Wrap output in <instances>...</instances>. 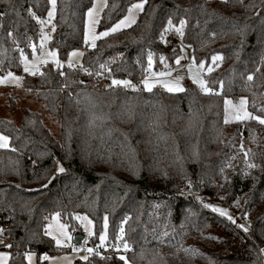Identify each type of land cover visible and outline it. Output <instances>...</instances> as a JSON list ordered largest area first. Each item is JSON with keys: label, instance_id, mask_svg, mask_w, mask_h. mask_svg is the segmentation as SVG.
Instances as JSON below:
<instances>
[{"label": "trees", "instance_id": "trees-1", "mask_svg": "<svg viewBox=\"0 0 264 264\" xmlns=\"http://www.w3.org/2000/svg\"><path fill=\"white\" fill-rule=\"evenodd\" d=\"M135 1L108 0L99 30L110 28ZM92 3L57 0L50 46L63 62L84 47ZM29 8L45 19L49 2L0 0V75L19 72L21 51L30 56L38 42L41 27ZM169 19L175 26L185 20L181 39L192 46L196 62L222 55L206 75L213 91L202 92L191 82L183 92L104 84L108 76L142 85L149 52L154 69L175 68L181 52L165 41ZM20 89L56 120L58 132L42 112L27 106L20 123L0 118V133L10 137L9 147L0 149V228L11 238L9 264H27L29 251L58 250L45 235L55 212L75 235H83L76 216H90L89 246L99 244L107 217L104 245L116 249L127 241L131 264H264V125L254 119L228 124L224 118L226 97L246 96L250 113L264 115V0H146L135 24L100 38L80 66L48 63L24 77ZM9 105L17 107L14 96ZM192 183L191 190L197 185L224 198L241 216L257 207L251 228L244 231L233 218L201 204L185 189ZM156 204L171 208L173 226L191 214L182 207L192 204L200 219L213 217L227 240L199 243L196 250L181 246L184 237L178 234L175 241L162 240L161 225L150 213ZM191 225L190 232L199 234L200 224ZM87 256L73 264H124L118 252Z\"/></svg>", "mask_w": 264, "mask_h": 264}, {"label": "rangeland", "instance_id": "rangeland-1", "mask_svg": "<svg viewBox=\"0 0 264 264\" xmlns=\"http://www.w3.org/2000/svg\"><path fill=\"white\" fill-rule=\"evenodd\" d=\"M107 2H108V0H93V3L97 4V10L96 11L98 13L96 16L97 23H95L92 26L94 28L96 34H99L100 32L105 31V30H101V31L99 30V22L102 18L103 12L107 6ZM137 2L138 1H135L134 3H137ZM93 3L91 5V7L93 6ZM50 8H51V5L49 4V9ZM56 11H57V0H56ZM56 11H55V15H56ZM87 13H88V10H87ZM87 13H86V23L89 19ZM140 13H141V11L136 12L135 21L138 20ZM127 14H128V9H127L125 15H127ZM55 15L52 19V25H54ZM47 18L48 17L46 16V18L43 20H47ZM122 18H120V19H122ZM133 24H135V23H133ZM133 24H131L129 27H131ZM52 25L44 24L42 26L40 24L41 35L38 39V42L36 44H34V46H35V67L38 68V71L36 72L35 75L39 74L40 71L42 70V67L48 63L54 65L55 67H63L64 64L68 65L69 57H68L66 62H63L60 59L57 50L51 48V46H50V41L52 39V35L54 32ZM85 26H86V24H85ZM129 27H127V28H129ZM42 29H43V31H42ZM122 29H126V28H122ZM122 29H120V30H122ZM44 34H47L49 39L42 40V35H44ZM100 38H102V37H100ZM99 39H97L95 41V44L97 43V41ZM165 41H166V43H170V44L174 45L175 47H177L180 50L181 55L184 56V62L179 66H175V67L185 69L188 72V78L180 79V85L183 87V89H185L186 83L191 82L192 84L196 85L201 90L199 84L195 83L193 80V75L195 74L200 63L196 62V60L194 58L192 46L185 43L181 39V35H179L175 31L174 28L165 33ZM42 44H43V47H41ZM89 48H92L90 46V42L85 43L84 47L79 48V49H75L73 51H79V52H82L84 54V52ZM73 51H71V52H73ZM51 52L56 53L55 59L49 55V53H51ZM216 55H219L220 57H222L221 54H216ZM25 57H27L29 62L34 61L33 47H32V51H31L30 56H25ZM82 59H83V55L78 56V57H73L72 62L74 63L75 66L81 65ZM55 60H59L60 64L57 65L55 63ZM221 61H222V59L213 62V60L211 58L209 63L204 62L205 67L202 71H200L201 78L206 81V75L209 73V71L207 70L208 66L210 65L212 67V69H215L221 64ZM190 65L192 66V72L191 73L189 71ZM173 69L174 68L171 67V68H166L163 70H156V69H154V66L152 63V67L149 68L150 74L148 76H146L144 78V80L147 78L149 83L153 84L152 89L160 88V89L167 91V89L163 86V84L155 83V81L156 80H163V79L174 80L175 77L172 76ZM19 72L23 73L27 77L34 76L32 73L24 71L23 62H22L21 70ZM161 72H170L171 76L170 77H158V76L153 75L154 73H161ZM12 73H14L16 76L21 77L22 79L18 85L14 84V83H10V82L0 84V118L1 117H4V118L9 117V118L13 119L15 122L20 123L21 118H22L21 110L23 107L27 106V108H29V109H36V110L42 112V114L44 115L45 123H47L52 129L57 131L56 120H54L53 118H50L48 115H46V113L44 112L43 106L39 102L33 101L30 96L24 95V93H23L24 89H20V88H22L24 77L20 76L18 72H12ZM6 74L7 73L0 75V76H5ZM143 81H142V85L134 84L135 87H132V88H138L140 86L145 88ZM104 84L113 85L112 81L111 82L107 81V83H104ZM116 86H122V85H116ZM207 87L210 88L208 83H207ZM10 96H14L16 98L17 107H15L14 109H12L9 105ZM241 97L247 98L246 96L226 97L225 100L226 99L231 100L233 105H238ZM224 108H225V101H224ZM246 109L248 112H250L248 109V99H247ZM224 113H225V110H224ZM236 114L237 113H236L235 108L229 106V121L227 122L228 124H231L235 121H238L237 119H235ZM244 120H247V119H244ZM228 131L230 132L231 130L229 129ZM239 148L241 150H243L244 145L240 144ZM245 153L248 154V151L246 149H245ZM248 163L253 164L251 162H248ZM215 182H217V181H215ZM191 185H193V183L192 184H186L185 189L188 190L189 193H191V192L195 193L196 198L199 200V202L201 204L212 205L213 206V207H211L212 209H215V208L224 209V210H226L227 214L230 215L238 224L244 225L247 229L251 228L253 220L255 219L257 213L259 212V209L257 207L253 211L247 213V216H245V214L243 216H241L239 213L234 212L233 209L228 207V203L225 202L224 198L215 196V195L207 192L206 190L202 189L200 186H197V185L196 186H197L198 191L193 192V190H191ZM182 209L184 212H186V210H190L191 214L190 215H184L183 220L177 226H173L171 224V221L168 219L170 214H171V208L166 209L163 204H156L154 206V208L151 209L150 213L155 214L157 216L156 217L157 221L161 225L162 231H161V234L159 235V238H162V240H164V241H166L167 238H169L168 240H171V241L174 240L175 241L176 239H178V237H180V238L184 237V238H181V240H180L181 246H185L191 250H196V249L202 248L201 246H199V243L202 245H206V246H209V245L217 246V245H220L222 242L227 240L223 236L222 230L217 226V224L213 220L212 216H205L204 218L200 219L198 217V215H196V212H197L196 207H194L192 204H186L182 207ZM55 213H58V212H55ZM77 216L87 217L86 220L76 218L78 223L80 224V226L83 229L84 239L81 241V243L77 244L75 242V239H74L75 234L73 232H71L69 225L67 223H65L59 215V223L67 225L66 231L71 236V240H68L66 237H61V239L64 242L58 246L56 244L55 240L53 239V237L50 236L54 240V243L58 247V250L54 253H42L40 255L35 251H29L26 253L27 264H38V260L42 259L43 256L54 258V259H46L47 264H73L77 258H81V257L87 255V253L81 252V248L82 247H89L90 238L94 234V223H93V220L91 219V217L85 213L78 214ZM88 221H91L92 223L89 224ZM192 222H197L198 224H200L201 230H200L199 234L193 235V233L196 232V229H193L194 230L193 233L190 232V228L192 227V225H191ZM48 224H53L54 233L56 235H59V233L55 231L56 225H55V222L52 220V215L48 219L47 225ZM104 225H105V221H104ZM104 225H103L102 232L106 233V239L103 242V244L101 243V240H100L99 243L102 245L106 244V241L108 239L107 228L105 229ZM89 232H91V235L89 234ZM177 234H178V237H176ZM100 236H101V234H100ZM100 236H99V239H100ZM119 236H121V231H120ZM116 251L118 252V254L120 256L126 257V253L128 250L124 249L123 243L121 242L120 244H118L116 246ZM261 252H262V257H263V261H264V246H263ZM0 253H8V256L6 257V264H9V260H10V256H11L10 251L7 249H2V250H0ZM29 254H31V261H29V259H28ZM129 264H131L130 261H129Z\"/></svg>", "mask_w": 264, "mask_h": 264}, {"label": "snow or ice", "instance_id": "snow-or-ice-1", "mask_svg": "<svg viewBox=\"0 0 264 264\" xmlns=\"http://www.w3.org/2000/svg\"><path fill=\"white\" fill-rule=\"evenodd\" d=\"M49 4L51 5V8L48 10L47 13V20H43L40 17L36 16V14L32 11L31 8L28 9L29 14L32 16L33 19L37 20V22L39 24H41L42 26L44 24H50L52 25V19L55 15V11H56V0H48ZM146 3V0H138L137 3H133L129 6L128 8V14L125 15L122 19L118 20L114 25H112L110 28L106 29L103 32H100L99 34H96L94 28L92 27L95 23H97L96 20V16H97V4L93 3V6L91 8L88 9V21L86 23L85 26V43H89L90 42V46L91 47H95V41L97 39H99L100 37H104L109 35V33H114L119 31L122 28H127L129 27L131 24L135 23V14L138 11H143L144 5ZM185 20H180V25L177 27L175 25L172 24L171 19H169L168 21V25L165 28V32L171 30V29H175V31L183 36V26L185 25ZM53 29L55 28V25H52ZM43 31V29H42ZM9 35H11V33H9ZM49 39V37L47 36V34L42 35V40H46ZM161 39H163V33L161 34ZM33 47V55H34V61L33 62H29L27 57L24 56L23 51H21V61L24 64V71L25 72H30L33 75L36 74V72L38 71V68L35 67V46L32 45ZM41 47H43V44L41 45ZM49 55L55 59L56 57V53L55 52H51L49 53ZM83 53L79 52V51H73L71 53H69V61H68V65L69 67H74V63L72 62V58L73 57H78V56H82ZM163 57H161V60L163 61ZM222 59V57H220L219 55H214L212 57L213 62ZM55 63L57 65L60 64L59 60H55ZM177 63H179V58H177ZM105 66L102 64L100 65V68L103 69ZM148 67L151 68L152 67V53L149 52L148 54ZM205 67V64L203 61L200 62L195 74L193 75V80L195 83L199 84L201 90L203 92L206 93H210L213 90L211 88L207 87V82L205 80H203L200 76V71H202ZM207 70L209 72H211L213 69L212 67L209 65ZM85 71H87L85 69ZM189 71L190 73L192 72V66H189ZM98 75L100 73H97ZM61 75H63V73H61ZM153 75L158 76V77H170L171 73L170 72H161V73H154ZM21 77L16 76L14 73L12 72H8L5 76H0V84H4V83H14V84H19L21 81ZM180 77H176L174 80H169V79H163V80H156L155 83H161L163 84V86L167 89V91L169 92H183L184 89L183 87L180 85ZM247 79L249 81L253 80V75L249 74ZM144 86L148 91L152 90L153 84L149 83L148 79L146 78L144 81ZM112 84L113 85H123L125 87H135L134 85L131 84L130 81L127 80H116L113 79L112 80ZM222 83H221V87H222ZM246 104H247V98L245 97H241L239 104L238 105H233L231 100H225V122L227 123L229 121V106L235 108L236 110V116L235 119L237 120H244V119H254L256 121H258L260 124L264 125V115H253L252 113L248 112L246 109ZM262 112H264V108L261 109ZM9 141H10V137L7 135H4L3 133H0V149H6L9 147ZM13 151H15V149H12ZM245 156L247 157V153H245ZM248 167H255L254 164H249ZM64 169L62 167H57V172H63ZM206 207H213L212 205H206ZM215 211H218L221 213V215H228L226 210L224 209H219V208H215ZM245 216H247V213H245ZM77 219H84L86 220L87 217H76ZM228 219L232 220V217L230 215H228ZM52 220L55 222L56 228L55 231L59 233V235H56L53 231V224H48L45 226L46 231H45V235L47 236H52L53 239L55 240L56 244L59 246L61 245L64 241L61 239V237H66L68 240H71V236L68 234V232L66 231L67 229V225L65 224H61L59 223V213H54L52 214ZM89 224H91V221H88ZM105 229L107 228V217H105ZM241 228L244 229V231H247L248 229L244 226V225H240ZM3 230L0 229V232H2ZM121 236L123 234V227H121ZM89 234L91 235V232H89ZM121 236H118L117 239L120 240ZM106 239V233L102 232L101 236H100V240L101 243L103 244V242ZM0 243H2V241H0ZM123 243V247L125 250L129 249V244L127 243V241H122ZM8 247H10V245H8ZM185 251L187 252L188 250L185 249ZM88 253H92L93 249H87ZM99 254V253H97ZM8 256V253H0V264H6V257ZM28 259L29 261H31V254L28 255ZM42 259H54V258H50V257H42ZM81 259L87 260L88 256L85 255L83 257H81ZM120 260H122L124 262V264H129V261L127 260V258L125 256H121Z\"/></svg>", "mask_w": 264, "mask_h": 264}, {"label": "built area", "instance_id": "built-area-1", "mask_svg": "<svg viewBox=\"0 0 264 264\" xmlns=\"http://www.w3.org/2000/svg\"><path fill=\"white\" fill-rule=\"evenodd\" d=\"M80 66V65H79ZM20 76L26 77L23 73L18 72ZM150 74L149 71L146 72V76H148ZM145 76V77H146ZM172 76L173 77H180L181 79H186L188 78V72L185 69L179 68V67H175L172 71ZM105 78L108 81H112V79L108 76H105ZM3 231L0 232V241H2V243H0V250L2 249H6L8 247V245L11 244V238L8 235L7 231L5 228H0ZM87 249H93L92 253H88ZM81 252L87 253L88 254H97L99 253V255H109V256H113L117 254L116 249L109 247L107 245H102V244H96L93 246H89V247H82L81 248ZM45 257V256H43Z\"/></svg>", "mask_w": 264, "mask_h": 264}, {"label": "water", "instance_id": "water-1", "mask_svg": "<svg viewBox=\"0 0 264 264\" xmlns=\"http://www.w3.org/2000/svg\"><path fill=\"white\" fill-rule=\"evenodd\" d=\"M178 58H179V63H177V58L175 59V65L176 66H179L184 62V56L183 55L178 56ZM197 191H198L197 186H194L193 192H197ZM74 239H75V242L77 244H79L84 239V235H82V234L75 235Z\"/></svg>", "mask_w": 264, "mask_h": 264}, {"label": "crops", "instance_id": "crops-1", "mask_svg": "<svg viewBox=\"0 0 264 264\" xmlns=\"http://www.w3.org/2000/svg\"><path fill=\"white\" fill-rule=\"evenodd\" d=\"M77 66H79V65H77ZM23 85V84H22Z\"/></svg>", "mask_w": 264, "mask_h": 264}]
</instances>
